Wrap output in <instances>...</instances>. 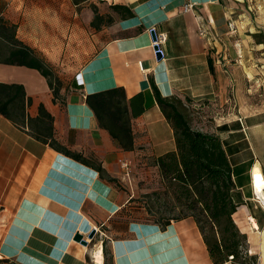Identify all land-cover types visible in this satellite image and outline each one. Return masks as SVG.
I'll return each instance as SVG.
<instances>
[{
	"label": "crops",
	"instance_id": "obj_1",
	"mask_svg": "<svg viewBox=\"0 0 264 264\" xmlns=\"http://www.w3.org/2000/svg\"><path fill=\"white\" fill-rule=\"evenodd\" d=\"M189 1L194 6L184 11ZM255 1L264 5V0ZM246 4L0 0V15L17 25L21 40L53 67L60 61L63 69L76 65L72 74H58L62 101L54 100L47 77L34 67L0 61V82L23 84L31 98L28 114L37 117L43 105L53 116L58 142L89 161L70 157L37 138L30 125L0 113V257L24 264H89L91 258L99 264L95 249L74 240L76 232L86 236L95 229L103 234L97 247L106 238L114 264H215L193 216L162 225L129 220L123 211L138 191V163L176 150L174 129L156 101L153 80L164 96L182 98L192 125L219 135L228 152L236 183L232 194L239 204L234 219L246 234L247 247L241 259L221 264H264V192L254 186L252 174L260 163L264 175V40H255L252 26L250 34L244 33ZM92 5L104 16L98 28L91 25ZM72 6L78 16L72 30L80 34L73 44L63 43V57L56 60L54 50L40 44L32 22L39 14L55 13L71 30ZM152 26L167 34L164 58L154 54ZM114 86H123L129 97L140 91L145 95L146 110L133 121V150L122 148L99 125L86 102L89 93Z\"/></svg>",
	"mask_w": 264,
	"mask_h": 264
},
{
	"label": "trees",
	"instance_id": "obj_2",
	"mask_svg": "<svg viewBox=\"0 0 264 264\" xmlns=\"http://www.w3.org/2000/svg\"><path fill=\"white\" fill-rule=\"evenodd\" d=\"M74 1L79 2V0ZM120 7L122 6H113L114 9ZM92 9L94 16L91 25L98 28L104 16L96 6L92 5ZM0 61L37 68L47 77L53 90L54 100L65 99V94L61 93L62 80L55 74L53 65L35 47L21 40L17 36V25L3 15H0ZM151 85L158 105L174 129L176 150L160 155L154 160L152 167H149L165 184V192L169 190L172 192L174 203L171 206L180 208V213L172 217L161 215L154 217L151 215L155 211L150 206V200L148 202L142 200L133 205L136 201L135 197L130 198L123 211L130 217L129 220L144 219L162 225L167 224L172 218L193 216L215 264L230 260V254L234 255L233 260L241 259L242 252L247 247V237L234 219V213L239 205L232 194L236 183L232 163L222 138L194 127L187 113V105L182 98L175 95L164 96L153 80ZM86 102L94 111L99 125L107 129L122 148L126 150L135 148L137 133L133 121L146 110L143 91L129 97L123 86H114L89 93ZM30 103L31 98L27 95L23 84L0 82V113L18 125H30L37 138L49 142L70 157L88 164L89 161L81 154L71 152L58 142L54 134L53 116L43 105L40 106L37 117L28 114ZM143 166L140 161L138 167L141 169ZM95 169L100 174L104 172L100 165ZM157 189L153 188L150 197L155 195L152 200L160 204V191ZM146 207L147 213L150 214L140 216L139 209ZM243 242L246 246L241 248ZM103 251L104 264H114L106 240H103ZM0 264L24 263L14 258L0 257Z\"/></svg>",
	"mask_w": 264,
	"mask_h": 264
},
{
	"label": "rangeland",
	"instance_id": "obj_3",
	"mask_svg": "<svg viewBox=\"0 0 264 264\" xmlns=\"http://www.w3.org/2000/svg\"><path fill=\"white\" fill-rule=\"evenodd\" d=\"M246 2L247 4L243 11L244 13L241 16L242 21L244 22L245 28H246L244 33L250 34L249 29L252 26L253 28L257 30V33L254 36L255 40H260V41L264 40V5L259 6V3L257 2L256 4L255 0H252V1L246 0ZM75 10L73 9V6H72V10L70 12L71 30L63 28V26L61 25L62 16H59L58 14H55V13L54 14H43V15L39 14L35 16V20H33L32 22V24L34 25V33L36 37L39 38L40 44L41 43L44 45L48 44L51 47V49L54 50L53 56L56 58V60L58 58L59 60H61L63 57L61 48L64 42L70 41L72 43L78 40V35L80 34V32L78 30H76V32L75 30H72L74 22L78 19V16H74ZM47 21H49V23H47ZM50 22H52L54 25L52 26ZM49 43L50 44L53 43V45H50ZM48 45L44 47H47ZM54 67H53V70L55 74H57L58 76V74H67V73L72 74V70H74L76 65L72 62V63H69V67L67 69H63L61 61H60V63L58 65L56 64ZM186 109L188 110L187 113L189 115V112H190L189 108L187 107ZM189 118L191 117L189 116ZM141 162L143 163L144 166L143 168L141 169L139 168V170H137L138 191H136V194L134 195L136 201L134 204L133 203L132 204L135 205L137 204V202H140L142 200L145 202H148V200H150L151 202L150 206L155 211L153 214H151L152 216L159 217L161 215V216H171L172 217V216L178 215L180 213V208L178 207L173 208L171 206L174 203L172 192L170 190L169 192H165L166 191L165 184L162 182L161 178L158 177V175H154L155 173H153L152 168H150L152 167V163L154 162V160L143 158ZM154 176L156 177L154 178ZM153 188L155 189L158 188L157 190L160 191V198H159L160 204L158 203L156 204L154 203V200H152L154 199L153 197H155V195H152V197H150V194L153 192L152 191ZM139 210L141 211L139 213L140 216H146L150 214L149 212L147 213L148 211L147 207L145 209H139ZM158 210L160 211L157 212ZM86 237L89 240V245H90L89 250L92 251L93 249L96 250L97 248H99V246L97 247L96 241L98 238L103 237V234H101L100 232H97L96 235L94 236L95 238H92V239L88 238V235H86ZM106 246L109 252L111 253L112 251L110 248L109 241L107 239H106ZM245 246L246 244L243 242L241 248ZM101 248L103 250V246ZM95 258H96V261L98 262L97 257ZM103 258L105 259L104 251H103ZM103 258H102V264H103ZM93 260L94 259L89 258V264H96L95 261Z\"/></svg>",
	"mask_w": 264,
	"mask_h": 264
},
{
	"label": "built area",
	"instance_id": "obj_4",
	"mask_svg": "<svg viewBox=\"0 0 264 264\" xmlns=\"http://www.w3.org/2000/svg\"><path fill=\"white\" fill-rule=\"evenodd\" d=\"M193 6H194V3L189 1V2L184 4L183 9H184V11H189L193 8ZM229 26H230L231 30L235 29V27H236L235 23L232 20L229 22ZM153 30L156 33V38L153 39V43H152V46L154 48V54L156 57L164 58L166 55V51H165L163 44L167 38V34L165 32L158 31L155 26H152L150 28V31H153ZM200 34H204V30H200ZM77 76H78V80L81 79L79 74ZM123 166H124V168L129 169V163L128 162H125L123 164ZM229 259L233 260L234 255L230 254Z\"/></svg>",
	"mask_w": 264,
	"mask_h": 264
},
{
	"label": "bare ground",
	"instance_id": "obj_5",
	"mask_svg": "<svg viewBox=\"0 0 264 264\" xmlns=\"http://www.w3.org/2000/svg\"><path fill=\"white\" fill-rule=\"evenodd\" d=\"M259 164L256 163L252 168L254 186L260 192H264V175L262 173V170H261V167L259 166ZM93 253H94L93 256L97 257L99 264H102V258H103L102 248L101 247L97 248L95 251H93Z\"/></svg>",
	"mask_w": 264,
	"mask_h": 264
},
{
	"label": "water",
	"instance_id": "obj_6",
	"mask_svg": "<svg viewBox=\"0 0 264 264\" xmlns=\"http://www.w3.org/2000/svg\"><path fill=\"white\" fill-rule=\"evenodd\" d=\"M151 35L152 38L155 39L156 38V33L155 31H151ZM96 230L92 229L91 232H89L88 234V238H93L95 236ZM74 240H76L77 242H80L83 245H88L89 244V240L87 239V237L85 236V234H83L82 232H76L74 235Z\"/></svg>",
	"mask_w": 264,
	"mask_h": 264
}]
</instances>
